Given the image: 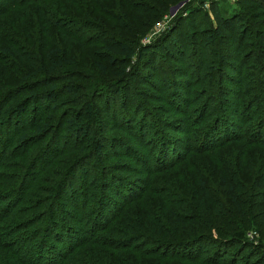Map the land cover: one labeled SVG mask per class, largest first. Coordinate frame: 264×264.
Segmentation results:
<instances>
[{
    "label": "rangeland",
    "instance_id": "obj_1",
    "mask_svg": "<svg viewBox=\"0 0 264 264\" xmlns=\"http://www.w3.org/2000/svg\"><path fill=\"white\" fill-rule=\"evenodd\" d=\"M82 1L86 2V0ZM5 2L6 0H0V5L2 6ZM237 2L238 0L231 5L236 7ZM55 3L54 0H29V3H26L24 7L15 11H17L16 15H25L23 18L24 23L29 21L37 22L34 13H36L37 8L46 6L45 10H41L42 13L52 19V22L62 26L60 32H56L54 27L51 29V37H49L51 42L46 45L51 46L53 44L66 56L67 65L63 71L53 76L37 72L38 66L44 64L47 66L48 63L43 61L44 59L40 53L34 51L32 56L28 57L29 53L27 51L36 47L31 46V41H24L21 35H13L16 51L24 56L28 64L34 63L35 65L28 66L27 63L23 64L22 61L17 59V61H14L13 66H10L9 61L5 60L3 62V70H0V97L2 96L0 103L5 101L3 96H7L6 93L11 91V88H17L19 96H16L10 103L17 100L16 102L25 105L24 113L21 116H19L20 113H10L9 121L11 120V123L7 124L6 113H3L0 118V149L5 150L7 138L15 136L14 141L16 143L14 144H17L18 151L21 150L19 152L22 154L25 144L23 142V145H21L22 143L17 141L20 135L23 134V136L35 138L40 135L36 132V128L38 126L46 128L43 126H47L48 134L46 139L41 143L32 144L33 152L38 151L39 148L45 145L49 138H55L60 135V143L62 148H65L64 152L66 154L56 160V163L60 161V164H62L63 158L69 160L67 163L66 160L65 165H60L58 168H56V163L53 162V165H50L45 173H41L38 170L51 158L47 155L48 153H44V151L42 156L40 155L35 161L32 168H36L35 171L40 173H38L39 176L34 187L42 188L41 191L47 192V194L37 193L38 191L36 190L34 196L37 195L38 199H47H45L44 205L35 214L31 212L13 218L12 224L17 225L14 229L18 228L19 236L28 239L27 244H25L28 250L32 246H37L40 240L44 239L42 235L49 233V242L46 243V248L44 246L42 253L43 261L40 262L42 264H59L58 257L61 250H65L66 246L68 247L70 244L74 245L75 243L80 248H75L73 251L74 255H70V258L76 259L78 255L79 261H81L79 264H185L179 261L165 262V259L160 260L158 254L163 252V249L159 246L136 243L135 245L142 246V250L137 254H133L123 249L115 252L114 249L119 245L115 243H120L118 248H126L127 245H122L121 242L129 235L130 230L125 227L122 228L123 224H131L133 220L138 219L141 215L143 216L144 211L141 208L144 205V199H142L144 196L141 197L139 190L144 188L147 180L145 171L149 172L150 169L158 166L155 163L157 155L164 159L160 164L162 165L168 162L166 158L170 153L177 152V154L173 155L175 159L183 155L185 151L181 150L183 149L182 146L185 145L186 148L189 147L188 151H191L188 154V159L191 161L193 170L196 174L202 172V175H206L208 173L214 184L216 177H213L212 173L207 170L218 165L227 170L225 172H227L228 178H233L235 175L245 178L246 175L248 181L250 175L256 173L262 174L261 176L264 179V144L262 146L253 144L244 147V144L238 139V136L249 137L253 142L257 138L264 139V41L259 36L258 41L252 43L251 53L253 56L249 60L248 65L244 63L242 74L246 77L247 83H242L241 89L249 94L243 99L245 111L236 115L232 111L231 102L234 98L231 97V93H237L240 90L237 87V84H240V80L232 79L231 77L230 79L227 78L226 74L229 73L228 66L232 67V65L226 66L219 61L218 64L211 67L208 63L204 68H201L202 71L198 74L190 72L187 77L190 84L188 82L181 84V81L184 80V71L186 72L187 63L181 61V56L177 57V48L179 47L174 48L175 45L165 40L162 41L158 48L156 47L159 40L163 39L167 31L173 26L174 17L180 11L170 10L171 13L168 19L171 18V23L168 26L166 24L164 28L157 29L159 23L165 22L162 18L145 30L138 29L139 34L134 39L136 41L135 44L133 43L134 45L130 38H126L130 42L129 44H132L131 46L135 50L137 49L136 51L139 48L140 51L144 48L150 49L151 54L147 56L148 59L146 58L148 68H144V66H147L145 63H139L138 56H134L129 63L117 64L112 68H108L106 74H104L96 66L99 62L104 65L107 61L101 51L102 46H100V41H103L106 32L101 28L93 27L96 26V19L88 15L81 16V13H76L74 7L72 8L74 12L68 13L63 11L64 8L57 7ZM59 3L64 4V1ZM245 4L248 14L256 13L259 18L255 20L249 17L251 21L247 23L246 27L249 30H245L247 32V39L244 44L245 49L242 48L241 52H239L240 55L233 57L239 60H243V53L246 54L247 50H249V40H257L253 31H259L261 35H264V24L262 23L264 10L259 5L252 3V1L245 2ZM107 9L110 10V6ZM75 14L77 15L74 16ZM209 16L212 18L211 14ZM1 19L2 17L0 16ZM78 20L80 22L91 21V24L87 26L88 28H83L80 31L82 33H79L82 35L80 38H77L74 33L76 29H79V26L72 27ZM254 22L255 24H253ZM105 27L109 28L108 22ZM238 31L239 33L237 34H242L243 30L241 28ZM63 33L66 36H74L75 38L67 41ZM11 35L8 34V37ZM206 35L207 33L204 36ZM204 36H200L202 39L199 36L196 39H191L188 38L187 32L178 30L176 42L181 41L179 43L180 48L182 46H190L186 48L187 60L185 61L188 64H195L193 61L195 54L203 53L201 45H203ZM174 37L175 34L171 38ZM41 38L39 37V42L43 44L44 41H41ZM218 41H220L221 46L218 49L221 50L220 54L224 53L230 56L234 51L233 47L235 44L231 43L230 38L227 36H223ZM231 44L233 45L232 48ZM213 48L211 49L214 50ZM100 57H102L101 60ZM155 59H157V63L162 65L161 67L158 65L157 71L150 69L151 64L155 65ZM246 61L248 60L245 59ZM169 64L176 70V74L163 70L165 65ZM120 70H124L125 77L114 75L113 72L118 73ZM218 72H221V74ZM204 74L207 76L206 78L203 77ZM237 78L242 79L243 77L237 76ZM66 79H69L72 86H76L73 91L77 92V97L66 92V90H59L56 92L53 102L44 101L40 96V98L30 104L32 95L47 92L54 86H59L61 89ZM177 80L180 81V84H178ZM208 83L214 89H211ZM248 86H251V88ZM204 88H207L206 94L202 92ZM186 90L189 91L186 92ZM252 98H254L253 101L257 98V101H254L253 107L250 105L252 107L250 111L247 110L246 103ZM89 101L96 112L95 121L91 124L94 127V133L76 138L70 133L71 131L68 132L69 121L73 119L75 124H77V120H81L82 116L75 119L76 112L79 109L81 110L85 102ZM241 116L244 120L249 118L251 121L244 124V122L239 121ZM238 125L242 127L240 131L237 129ZM75 128L72 126L73 131L76 130ZM99 134L104 138L102 139ZM227 139L231 141L226 144L229 147H233V149L227 151L229 152L227 159H221L225 152L223 151L222 153L223 149L217 150L213 153V156L210 155L217 145L219 146ZM36 140L34 139V141ZM96 141H101V144L99 143L100 152L93 146ZM243 148H247L245 151L247 154L241 157L240 155L244 151ZM37 154L38 152L36 156ZM169 159L172 160L173 158ZM6 160L16 163L21 161L20 159L8 158ZM72 161L75 163L74 167L72 166L74 164ZM182 166H184V163H179L171 172L162 175L157 174L155 178L170 179L171 182H176L179 177L175 173L177 169H182ZM25 168H29V164L26 167L22 166V170L9 169L8 173H2L7 177L16 176V178H19L23 176ZM57 169L62 172L59 176L48 172ZM247 169L252 171L251 174L248 175L246 173ZM185 177L187 178L188 176L186 175ZM182 183L186 185V179ZM168 184L170 185V183H167V187H169ZM0 186L10 188L12 180L0 181ZM45 189L49 191H44ZM219 194L223 193L219 192ZM139 198L141 199L139 200ZM260 200L261 196L254 203ZM24 203L25 198L19 208H22ZM125 203H127V206L122 215L127 214L130 210L131 214L126 216L125 219L114 220L110 227L118 225L119 229L122 228V231L127 232L126 235L124 236L123 232L118 235L117 233L111 234L98 231V229L105 226L103 220L108 222L110 216L120 213L116 212V209L120 210L122 204L124 205ZM48 205H51L50 207L53 211L51 215L47 213L45 216L39 210L43 212ZM156 212L157 209L154 205L150 210L153 219L156 217ZM46 217L49 220H53L54 224L60 225V236L64 237L66 234L67 237H64L62 244L58 245V241L52 238L54 234L48 229V226L50 227L52 223L51 221L44 228L41 223L36 229L35 227L29 228L30 222L45 221ZM139 222L141 224V221ZM95 224L97 226L94 228ZM119 229L117 230L118 232ZM32 232H34L35 237L33 236L30 239V233ZM82 236L85 237L84 239L89 238L88 241L99 240L102 244L104 241L109 240L111 245L104 248H98V245L97 247L94 245L82 247L83 245L81 246V243H78L83 239ZM220 242L222 247L225 244H233L222 239ZM54 246L57 249H52ZM207 246L204 253L206 257L210 256L213 260L216 259L217 253L215 251L217 250L221 257H224V262L230 260L236 251L242 254L239 259L232 261L237 262V264H242L244 258H247L249 254H258L257 251L251 249H242L240 245H235L231 249H220L219 246L213 244H208ZM171 250L179 254H191L188 250L169 249V251ZM145 252L150 254L155 252L157 257H154L156 255L147 256ZM193 252L195 253V250L193 251L192 249Z\"/></svg>",
    "mask_w": 264,
    "mask_h": 264
},
{
    "label": "trees",
    "instance_id": "obj_2",
    "mask_svg": "<svg viewBox=\"0 0 264 264\" xmlns=\"http://www.w3.org/2000/svg\"><path fill=\"white\" fill-rule=\"evenodd\" d=\"M7 1L9 0H6L2 6L0 5V16L2 17L0 20V70H3V62L5 60L9 61L10 66H13L14 61H17V59L22 61L23 64L27 63L24 59V56L16 51V46L14 44L13 35H21L24 41H31V46L36 47L33 48V50L31 49L27 51V53H29L28 57L32 56L34 51L36 53H40L44 59L43 61L48 63L47 66L45 64L38 66V70H36L37 72H43L47 75L53 76L63 71L67 65L66 56L63 55L62 51H60L59 48L55 47L53 44L51 46L46 45L47 43L51 42V39L49 38L51 37V29L54 27L56 28V32H60L62 26L59 24L57 25L56 22H52V19L48 18L44 13H42L41 10H45L46 6L37 8L36 13H34L37 18V22L29 21L28 23H24L23 18L25 15H16L17 11L15 10L24 7L26 3H29V0ZM54 1L56 2L55 4L57 7L64 8L63 11L72 13L74 12V10H72L74 7L76 13H81V16L88 15L96 19V26L93 27L101 28L106 32V36L104 35L103 41H100L101 45H97L102 46L101 51L106 57L107 61L104 65L100 64L101 62H99L96 66L102 73L106 74L108 68H112L117 64L119 65L122 63H129L134 56H138L139 63L142 62L146 64V58L149 54H151L150 49L144 48L140 51L139 48V50L136 51L137 49L135 50L133 46H131L136 42L134 39L139 34L138 29H147L148 26H151V24L158 22L160 19L168 15L170 10L173 9L177 4L188 0H86V2H83L82 0ZM61 1H64V4H60L59 2ZM248 1H252V3L259 5L264 10V0H238L236 7L226 2H218L212 3L209 6L208 11H210L209 13H211L212 17L210 18L208 11L199 5L200 2L197 3L193 0H190L188 3H186L182 11L175 15L173 20L174 23L172 22L173 26H171L169 31H167L163 39L159 40L156 46L158 48L162 41L165 40L166 42H171L172 45H175L174 48H180L179 43L181 41L176 42V34L178 30L187 32L188 38L191 39H196L197 36L202 39L200 36H204L205 33H207V35L204 36L206 40H202L203 45H201V48L203 53L199 52L198 54H195V59H193L195 64L190 65L185 61L187 60L186 48H189L190 46H182L180 49L177 48V57L181 56V61L187 63L186 72L184 71V80L181 81V84L186 82L190 84V81L187 80L190 72L198 74L202 71L201 68H204L208 63L211 65V67H214L213 65L218 64L219 61L224 63L226 66L232 65V67L228 66L229 73L226 75L228 79L231 77L232 79L236 78L240 80V84H237V87L240 90L237 93H231V97L234 98V100L231 102L232 111L236 115H239V113L245 111V102H243V99L249 94L248 92L245 93V91L241 89L242 83H247L246 77H244L242 74L244 63L248 65L249 60L253 56L251 53V47L253 45L252 43L254 41H258L259 36L262 38V41H264V35H261L259 31L254 30L253 33L257 40H249V50H247L246 54L243 53V60L233 58L240 55L239 52H241L242 48L245 49L244 44L247 39V32L245 30H247V23L251 21L249 17H252L255 20L259 18L258 14L256 13L251 15L248 14V11L245 9V2ZM82 3L83 6L81 7ZM108 6H110V10L107 9ZM76 15L77 14L74 16ZM262 16L264 17V13ZM107 22L109 23V28L105 27ZM262 23L264 24V20ZM90 24L91 21H76L72 27L75 28L76 26H79V29H76V32H74L77 38L82 37V35H80L82 34L80 31L83 28H88L87 26ZM253 24H255V22ZM241 28L243 30L242 34H237L239 33L238 29ZM8 34L12 35L8 37ZM63 34L67 41H71V39L75 38L74 36H66L65 33ZM172 34H175L174 38H171L173 36ZM223 36L229 37L231 43L233 42L235 44L234 47L231 44V48L233 47L234 51L230 54V56L228 54L225 55L224 53L220 54L221 50H218L221 47L220 41H218V39H222ZM39 37H42L41 41H44V46H42L43 44H40ZM127 37L131 39L132 44H129L130 42L127 41ZM196 46L198 47V45ZM213 46H215V48H213ZM101 59L102 57H100V60ZM245 59L248 61L245 62ZM156 60L157 59L154 61L155 65H150V69L154 71L158 70V65L160 67L162 66L160 63H157ZM230 60H232V62H230ZM29 65L34 66L35 64L30 63L28 66ZM146 65L147 66H144V68H148V64ZM163 70L172 74L177 73L171 64L165 65ZM113 73L117 77H125L124 70H120L118 73ZM218 73L221 74V72ZM205 74L203 76L204 78L207 77ZM237 76L243 78H237ZM177 82L180 84V81L177 80ZM64 83L65 84L61 89L59 86H54L47 92H43L39 95H32L30 97V104L40 98V96L44 101L47 100L53 102L56 92L59 90H66V92L74 95V97H77V92L73 91V88L76 86H72L69 79H66ZM208 86L210 87V84ZM248 87L251 88V86ZM210 88L214 89L212 87ZM206 89L207 88H204L203 91H201L205 93L207 92ZM187 91L189 90H186V92ZM6 94L7 96H3V100L5 99V101L2 100L3 102L0 103V118L2 117L3 113H6L8 124L9 122L11 123V120L9 121L10 113H20L19 116H21L22 113H24L23 109L25 105L23 103L16 102L17 100H14V102L10 103L16 96H19L17 88H11V91H8ZM1 98L2 96L0 97V102ZM253 99L254 98L247 101V110L251 111L252 107L254 106V101H257V98H255L254 101ZM79 116H82V119H78L77 124H75V120L73 119L69 121L70 127L68 128V132L71 131L70 133H72L76 138H79L82 135H92L94 127L91 126V124L95 121L96 112L91 106L90 101L85 102L81 110L79 109L76 112L74 118L77 119ZM239 121H242L245 124L251 121V119L248 118L247 120H244V118L241 116ZM72 126L76 127L75 131H73ZM43 127L47 128V126ZM237 127L239 131L242 128L241 125H238ZM46 128H41L38 126V128H36V132L40 135H37L35 138L31 136H23V134L20 135L17 141L22 143L21 145H23V142L25 144L22 154L19 152L21 150L18 151V147L16 146L17 144H14L16 143L14 141L15 136L7 138L5 141L7 143L5 145V150L0 149V181L2 182L6 180H12V186L10 188L0 186V264H42L40 263L43 261L42 253L44 246L49 242V233L42 235L44 239H41L37 246H32V248L28 250L26 248L27 245H25L27 244L26 242L28 239L19 236L18 228L14 229V227L17 225L12 224V219L31 212H34L35 214L36 211L40 209L42 205H44L43 203L47 198L38 199L37 195L34 196L36 190L38 191L37 193L47 194V192L41 191L42 188L34 187L35 183H37V178L39 176L38 173H45L49 169L48 167L53 165V162L56 163V160H58L63 155L65 156L66 154V152H64L65 148H62L60 143V135H57L55 138H49V141H47L45 145L39 148L38 151L33 152L32 144L41 143L46 139L48 134V130ZM100 137L102 139L104 138L102 135H100ZM238 137V139L241 140V143L244 144H242L244 147H248L253 144L262 146L264 144V139L257 138L256 141L253 142L249 139V137ZM34 139L37 140L34 141ZM227 140H225V142L219 146L217 145L214 148L215 150H213L210 155L213 156V153H215L217 150L223 149L222 153L223 151L225 152L223 153L221 159H227L229 153L227 151L229 149H233V147H229L226 144L231 140ZM99 143L101 144V141H96V143L94 142L93 145L94 148L98 150V152H100L99 150L101 149L99 147ZM104 143H106V141H104ZM182 148L183 149L181 151H185L183 155L175 159L173 155L177 154V152L170 153L167 158L165 157L168 162H165L162 165L160 164L164 159L157 155L155 163H157L156 165L158 166H154L155 168L150 169L149 172L145 171L147 180L145 181L144 188H140L139 190L141 197L144 196V198H142L144 199V205L141 208L144 211L143 216L141 215L138 219L133 220L131 224H123L122 228L125 227L130 230V233H128L129 235H127V237H125V239L121 242L122 245L127 246L126 248H118L120 243L117 242L115 244L119 245L116 247V249H114V251L117 252L123 249L124 251L137 254L141 252L142 246L135 244L146 243L148 245L161 247L163 252L158 254V257L160 260L165 259V262L179 261L185 264H237V262L232 261L236 260L237 258L239 259L240 256H242V254H239L238 251L234 252V254L231 256V259L226 262H224V257H221L217 250L215 251V253H217V258L214 260L210 256L206 257L204 253L208 247V244L219 246L220 249H231L235 245H240L242 249H251L258 252V254L254 255L251 252L252 254H249L247 258L245 257L242 264H264V179L263 176H261L262 174L252 173L248 181L246 175L245 178H240L238 175L234 174L235 176L233 178H228L227 172H225L227 170L218 165L215 168L207 170L212 173L213 177H216L214 184L212 183L211 178H209L208 173L206 175H202V172L196 174L191 166L190 159H188V154L191 152L188 151L189 147L186 148L184 145ZM246 149L243 148L244 151H242L240 155L241 157L247 154V152H245ZM37 152L38 154L36 156ZM43 152L48 153L47 155L49 158H51L42 165V167L38 170L40 172H38L35 171L36 168H32V166L39 156H42ZM171 157L173 158L172 160L169 159ZM6 158L20 159L21 161L17 163L13 161L8 162ZM26 160H28V162H26ZM65 161L67 163L69 160L67 158H63L62 164H60V161H58L56 163V168H58L60 165H65ZM72 162L74 163V161ZM12 163H14L13 165L15 166H13ZM25 163L27 164L24 165ZM179 163H184V166H182V169H177L175 174L179 177V179L176 182H171L170 179L155 178V175L157 174L162 175L164 173L171 172L177 165H179ZM28 164L29 168L24 169L25 172L22 177H7L4 175V173H2H8V171H10L9 169L22 170V166L26 167ZM74 165L75 163L72 164L73 167ZM69 169L71 170V168ZM246 171L248 175L252 172L249 169ZM48 172L54 173L56 176H59L62 173L59 171V169ZM186 175L188 176L187 178L185 177ZM184 179H186V185L182 183ZM167 183H170V185L168 184L170 188L167 187ZM44 191L49 190L45 189ZM219 192L223 194L220 195ZM260 196L261 200L254 203V201L260 198ZM24 198V206L19 208V206L22 205L21 203L23 202ZM140 199L141 198H139V200ZM154 205L157 209L155 219H153L152 214L150 213V210ZM50 206L51 205H48L47 209H45L43 212L40 210L39 212L42 214L44 213L45 216L47 213H50L51 215L53 210H51ZM126 206L127 203L124 205L122 204L120 210L117 208L116 212L120 213L114 214L115 216H110L108 222L103 220L105 226L98 229V231L100 230L111 234L117 233L118 235L122 234L123 232V235L125 236L127 232L122 231V228L119 229L118 225L112 227H110V225L114 220H121L123 218L125 219L126 216L131 214L130 210L127 212V214L122 215ZM48 217L45 218V221L30 222L29 228L35 227L36 229L40 223L44 228L51 221L52 223L50 224V227L48 226V229H50L54 234V236L52 235L53 237H51L57 240L58 245H60L64 242V237L66 238L67 236L66 234L64 237L60 236V225L57 223L54 224V221L49 220ZM138 220L141 221V224ZM95 226L97 225L95 224L94 228ZM118 229L119 232L117 231ZM33 236L34 232L30 233V239L33 238ZM84 238L85 237H83V239L78 242L79 244L81 243V246L83 245L82 247L90 245L97 247L98 245V248H104L108 245H111L109 240L104 241L102 244L99 242V240L95 241L93 239V241H88L89 238ZM221 239L233 244H225L222 247L220 244ZM75 248H80V246L76 243L74 245L70 244L68 247L66 246L65 250H61V253L58 257L59 264H79L81 261H79L78 255L76 259L70 258V255H74L73 251ZM171 248L188 250L191 254L175 253L173 250L169 251ZM52 249H57V247L54 246ZM192 249L193 251L195 250V253H192ZM145 253L147 256L156 255L154 257H157L155 252H152V254L147 252Z\"/></svg>",
    "mask_w": 264,
    "mask_h": 264
},
{
    "label": "built area",
    "instance_id": "obj_3",
    "mask_svg": "<svg viewBox=\"0 0 264 264\" xmlns=\"http://www.w3.org/2000/svg\"><path fill=\"white\" fill-rule=\"evenodd\" d=\"M190 1V0H188ZM188 1H183V2H180L179 4H177L173 9L177 10L176 12L178 11H182V9L184 8V6L186 5V3H188ZM195 2H200L199 5L202 6L203 9H206V10H209V6L212 4V3H218V2H226L228 4H232V3H235L236 0H194ZM170 13L168 15H166L163 19L165 20V22H161L157 25V29L158 28H164L167 24H170V19H168V17H170Z\"/></svg>",
    "mask_w": 264,
    "mask_h": 264
},
{
    "label": "crops",
    "instance_id": "obj_4",
    "mask_svg": "<svg viewBox=\"0 0 264 264\" xmlns=\"http://www.w3.org/2000/svg\"><path fill=\"white\" fill-rule=\"evenodd\" d=\"M206 10V9H205ZM208 11V10H207ZM210 11H208V13H209ZM209 14H211V13H209Z\"/></svg>",
    "mask_w": 264,
    "mask_h": 264
}]
</instances>
